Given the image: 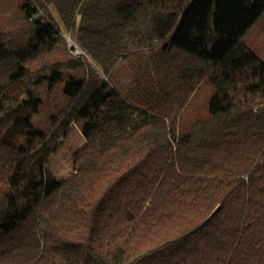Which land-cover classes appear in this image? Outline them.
Returning a JSON list of instances; mask_svg holds the SVG:
<instances>
[{
  "label": "trees",
  "instance_id": "1",
  "mask_svg": "<svg viewBox=\"0 0 264 264\" xmlns=\"http://www.w3.org/2000/svg\"><path fill=\"white\" fill-rule=\"evenodd\" d=\"M263 13L0 0V264H264Z\"/></svg>",
  "mask_w": 264,
  "mask_h": 264
},
{
  "label": "rangeland",
  "instance_id": "2",
  "mask_svg": "<svg viewBox=\"0 0 264 264\" xmlns=\"http://www.w3.org/2000/svg\"><path fill=\"white\" fill-rule=\"evenodd\" d=\"M253 33L247 39V45L254 48L260 54L264 49V13L254 26ZM85 143V137L81 130L80 122L73 123L62 143L57 147L49 159L50 167L59 177H65L72 169L73 153Z\"/></svg>",
  "mask_w": 264,
  "mask_h": 264
},
{
  "label": "built area",
  "instance_id": "3",
  "mask_svg": "<svg viewBox=\"0 0 264 264\" xmlns=\"http://www.w3.org/2000/svg\"><path fill=\"white\" fill-rule=\"evenodd\" d=\"M67 41H68V44H69L71 51L74 54H80L81 53V50L77 47V45L72 41V39L70 37L67 38Z\"/></svg>",
  "mask_w": 264,
  "mask_h": 264
}]
</instances>
